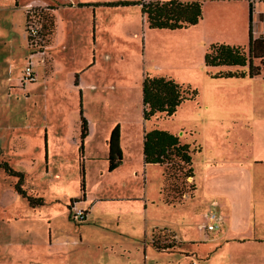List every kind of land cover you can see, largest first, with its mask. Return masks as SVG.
<instances>
[{"label":"rangeland","instance_id":"obj_1","mask_svg":"<svg viewBox=\"0 0 264 264\" xmlns=\"http://www.w3.org/2000/svg\"><path fill=\"white\" fill-rule=\"evenodd\" d=\"M195 1L202 4L203 11V20L196 28L198 38L202 37V41L203 38L211 40L214 44H222L227 40L230 31L222 28L218 22L217 15H220L221 21L228 28L233 22L237 29L240 27V30H245L246 41L244 44L241 43V46H247L249 19L246 0ZM37 2L39 0H0V162L4 161L13 171L23 173L22 189L27 194L36 195L44 200L42 206L30 207L25 199L13 191L17 179L0 169V264H30L31 261L35 264H48L49 235L52 241L54 235H70L77 239L78 234H84V231H79L81 227L78 225L85 221L74 222L67 208L71 199L76 197L80 200L78 147L76 141L69 135L71 125L80 120L79 112L81 114L87 112L88 117L94 121V131L88 139L87 152L83 154L85 194L90 201L86 207L80 202L78 206L82 208L94 206V200L99 198L131 196L136 199L122 202L107 201V204H98L103 206V209L96 207V211L93 212L91 209L89 211L91 222L98 221L107 228L112 226V222L122 211L119 218L124 219L125 224H128L127 230L132 231L129 261L142 264L144 240L148 241L149 245L154 242L159 247L173 245V249L169 251L149 246L145 256L148 264H264V255L261 253L264 251V244L259 247L260 253L232 247L219 252L217 248L210 246L222 243L217 241L220 232L209 233L198 230L197 227L204 223L203 214L209 210L210 204L217 201L211 192L215 181L205 175L208 163L218 162L217 165H222L228 160L223 149L233 131L227 125L222 127L220 124L229 120L238 121L241 112L234 111L229 116L224 115L215 109L213 99L206 92L207 85L204 80L186 78L188 81L186 84H189L190 89L197 90L196 98L183 103L182 108L172 117L166 119L163 116H156L152 120L155 122L153 129L175 133L182 143L189 144L190 150L198 147L199 151L191 154L195 183L193 178L187 179L186 185L188 190L191 184H196V190L192 192V197L187 193L180 205L163 204L160 191L164 182L159 166L148 165L145 173L143 168L137 169V175L133 173L130 177L107 170L106 141L110 134L106 140L103 139V135L112 123L114 126L110 133L118 127L122 157L123 151H131L134 160L141 158L142 155L143 80L140 75L142 70L147 69L148 59L141 38L137 42L128 34L111 36L106 32L101 35L104 43L100 50L93 53L94 26L90 14L87 25L90 47L88 53L91 56L89 65L93 62L94 56L95 64L84 71L81 77L96 89H84V98L80 91L69 92L65 86L60 92H56L55 82L49 81L46 84L45 80H42V71L37 68L35 81L21 86L19 79L29 51L24 16L19 13H24L28 6H40ZM263 2L255 5L256 11L264 10ZM212 9L235 13H206ZM102 18L100 22L101 26H104L110 22L111 17L105 14ZM262 28L264 13L261 15L253 13V35L262 33ZM237 34H241V31ZM205 43L203 41V44ZM56 52H59V48L52 50V53ZM96 52L102 56L99 62L96 61ZM44 53L48 57L49 46L44 49ZM105 56H111L112 61ZM193 60L196 63L199 60L198 50L195 51ZM39 63L43 67V63ZM200 64L203 77L207 81L210 80L207 72L211 70L204 67L203 59ZM169 66L175 68L176 63L171 62ZM62 67L59 75L64 81L68 68H72L68 55ZM169 72L172 74L171 78L176 81L184 79L180 74ZM232 99L234 102H241L240 97ZM205 105H208V109L204 108ZM150 127L151 125L147 126L148 130ZM63 128L67 132L66 139ZM140 163L142 167V160ZM119 177L120 180L125 179V183H121ZM171 195L172 191L169 192V196ZM215 210L223 213L219 207ZM128 221L132 224L129 225ZM86 228L89 229L87 233L97 232L92 225ZM148 229L149 237L146 241L144 234ZM103 232L107 240L115 236L110 229ZM172 232L182 243L174 238ZM243 235L237 234L239 237ZM194 240L195 242L190 245L189 242ZM93 249L75 254L77 256L71 257V264H97L93 258ZM101 258H104L105 262L108 257ZM119 261L125 264V260Z\"/></svg>","mask_w":264,"mask_h":264},{"label":"crops","instance_id":"obj_2","mask_svg":"<svg viewBox=\"0 0 264 264\" xmlns=\"http://www.w3.org/2000/svg\"><path fill=\"white\" fill-rule=\"evenodd\" d=\"M117 1L138 0H39V2H37L38 5L50 8L53 30L50 36V44L48 45L50 47L49 58L47 57L46 63L42 65L43 67L37 62V67L34 66V72L36 68L37 70L42 71V80H45L46 84L49 81L55 82L54 88L56 92H60L65 86L69 92L80 91L82 98H84V89H96L95 86L89 85V82H85L83 77H81V74L84 71L95 64L94 56L93 62L89 65L91 56L88 53L90 47H88L89 39L87 35V25L91 14L94 26L92 37V46L94 48L93 53H95L96 50H100L104 43L103 38L101 37L102 34L106 32L111 34V36L114 34L124 36L128 34L135 38L137 42L139 41V38H141L146 53L145 56L148 59V64L146 66L147 69L142 70V74L141 71L139 72L142 80L145 74L156 77H167L172 75L169 71L183 76L184 79L175 80L181 84H186V82H188L186 78L188 77L204 80L207 85L206 92L213 99L216 110H219L221 113L228 116L234 113V111L241 112L238 121L234 122L229 120L228 122L220 124L222 127L227 125L229 129L233 131L231 137L225 143V149H223L228 160L222 165H217L218 162H209L208 168L205 172L207 177H210L215 181V185L211 189L212 196L217 198V201L215 202L217 207L223 210V213L222 211L219 213L223 217V224L221 230L218 231L220 233L217 238V241L222 243H219V245L214 243V245L210 247L217 248L219 252L228 250L232 247L246 249L253 253H260L259 247L264 244V76L243 79L205 80L200 69L201 59H203L201 57L204 55L205 49L214 43H211V40L203 38L204 43L206 42L203 44L202 37L198 38V30L196 28L203 18L197 25L187 29L175 31L149 29L145 17L140 13L139 6L115 8L103 6L104 3ZM144 1L149 2L153 0ZM246 1L248 3V13L249 5L251 6L252 18L253 13H257V15L264 13V10H255V5L261 4V1L264 0ZM90 11L91 13H89ZM206 13L235 12L212 9ZM22 14L24 16V13H19V15ZM105 14H108V16L111 17L110 22L101 26L100 19H103L102 17ZM113 19H117L118 21L114 22ZM217 19L223 26H221L222 28L228 32L230 31V35L226 38L227 40L222 44L229 43L226 45L241 46V43H245V30H240V27L237 29L232 21L230 28H228L226 24L221 21L220 15H217ZM241 27L245 29L243 25H241ZM238 31H241V34H237ZM253 37L263 38L264 28H262V33L253 35ZM58 48L59 52H56L55 54L52 53V50L54 51V49ZM196 50L199 52V60L197 63L193 60ZM67 55L72 68H68L67 77L63 81L61 80L62 76L59 75V71L63 70L62 64L66 62ZM101 57L102 56L96 52L97 62L101 60ZM105 58L110 62L112 61L111 56H105ZM12 61L13 60L10 61L11 65ZM171 62L176 63L175 68L169 66ZM218 70L235 71L236 68L215 69V71ZM76 77L77 85H74ZM169 78H171V76ZM233 97H240L241 102H234L232 99ZM182 105L178 110L182 108ZM204 108L208 109V105H205ZM83 117L86 119L88 129L87 136L84 139L83 154H85L87 152L86 147L88 139L91 138L94 131V121L88 117L87 112H83ZM143 124L144 129L142 141L144 133L153 129L154 126V123L151 121H143ZM148 125H151V129L149 130L147 128ZM113 126L114 123L107 128L103 135L104 140L108 138ZM62 130L65 131L64 138L66 139L67 132L64 128ZM69 135L70 137H73L72 140L76 141V147H78L80 120L74 123V125H71ZM46 143L48 148L47 133ZM140 160H142V167ZM148 165L152 164H144L142 155L141 158L138 157L137 160H134V155L131 151H123L120 165L112 172L130 177L133 173L134 175H137V171L142 170L141 168H143V172L145 173ZM124 181L125 179L120 180L121 183H125ZM74 199L85 207L90 201L86 194L82 201L78 200L76 197ZM132 200L136 199L131 198V196L112 199L99 198L94 200V206L90 205L87 208L83 207V209L86 210L87 218L84 223L78 226L81 227L79 231H84V234H78L76 237L77 239L70 235H54L52 241L49 235L50 262L48 264H71V257H76L77 255L75 254L84 253L85 250L90 248H94L93 258L97 264H122L119 259L125 260V264L127 262V264H138L129 261V246L131 244L132 231L127 230L126 227L128 224H125L124 219L119 218V216L122 215V211H120V215L112 222L110 228H107L106 225L98 221L91 222V217L89 216L90 209L94 212L96 211V207H99L100 210L104 208L103 206H98L100 203L107 204V201L122 202ZM123 215H125V213H123ZM128 223L129 225L132 224L131 221H128ZM89 225L94 226L97 232L92 234L87 233L89 229L86 227ZM200 225L201 224L197 226L198 230H201L199 228ZM105 229L112 230L115 236L113 235L107 240L106 234H102ZM150 230H152V228ZM49 233L51 232L49 231ZM241 233L244 235L241 237L237 236V234ZM145 235L147 241L149 237V229L146 230L144 236ZM173 236L179 241V243H182L177 239L174 233ZM193 242H195V240L190 241V245ZM149 246L153 248L152 245L148 244V241L145 242L143 240L142 252L144 258L142 264H148L145 256L146 249L149 248ZM261 253L264 255V251ZM82 256L83 255H80V257ZM102 256H107V261L104 262V258H101ZM30 264L35 263L31 261Z\"/></svg>","mask_w":264,"mask_h":264},{"label":"trees","instance_id":"obj_3","mask_svg":"<svg viewBox=\"0 0 264 264\" xmlns=\"http://www.w3.org/2000/svg\"><path fill=\"white\" fill-rule=\"evenodd\" d=\"M103 6L129 7L139 6L140 13L145 17L147 27L157 30H182L195 26L202 19V4L198 1H180V0H153L145 2L138 1H117L104 3ZM24 11V19L27 16ZM39 13L41 20V46L50 44V36L53 30L50 8L35 10ZM249 26L248 42L246 47L230 46L226 44H211L205 49L203 56V65L210 79H243L264 76V37L254 38L252 33V9L249 5ZM28 45L29 39L26 36ZM257 62V64L255 63ZM220 68H236L235 71L218 70ZM74 85H77V77ZM197 96L196 89H190L188 85L184 86L174 79L165 76H149L145 74L142 81V119L143 121L153 122L154 117L163 116L168 119L172 117L178 108L187 101H193ZM80 116V135L78 145L79 156V188L80 200H84L85 178L83 167V142L87 136V122L83 114ZM155 123V122H154ZM107 170L112 172L116 169L122 160V154L119 149V130L116 127L106 141ZM190 150L189 144L182 143L178 135L159 129H151L143 135L142 155L144 164L157 165L162 169V178L164 185L161 194V201L168 206L180 205L187 193L195 191V185L191 184L186 189L187 179H192V153L199 151ZM2 169L8 176L14 177L17 181L13 185L14 193L25 199L32 208L42 206L44 200L36 195L27 194L22 189L24 175L21 172L13 171L6 162H0ZM167 189V193L164 191ZM172 189V190H171ZM173 195L169 196V192ZM71 199L69 204L75 202ZM69 209V206H67ZM153 247L161 251L173 249V245L157 246L154 242Z\"/></svg>","mask_w":264,"mask_h":264},{"label":"built area","instance_id":"obj_4","mask_svg":"<svg viewBox=\"0 0 264 264\" xmlns=\"http://www.w3.org/2000/svg\"><path fill=\"white\" fill-rule=\"evenodd\" d=\"M46 7L41 6H28L24 9L27 19L25 21V32L29 39L27 49L29 51L28 58L25 59V65L19 79L20 85L25 83H32L36 79L34 72V66L37 62L46 63L47 55L44 53V49L48 46H41V20L39 13H35V10ZM27 44V42H26ZM36 56V58H35ZM40 64V63H39ZM69 206L70 217L74 222L81 223L86 219V210L78 206V202H72ZM217 204L212 202L209 210L204 214V223L199 226L203 231L214 233L218 232L222 228L223 217L215 209Z\"/></svg>","mask_w":264,"mask_h":264},{"label":"flooded vegetation","instance_id":"obj_5","mask_svg":"<svg viewBox=\"0 0 264 264\" xmlns=\"http://www.w3.org/2000/svg\"><path fill=\"white\" fill-rule=\"evenodd\" d=\"M21 86H23V85H21Z\"/></svg>","mask_w":264,"mask_h":264}]
</instances>
